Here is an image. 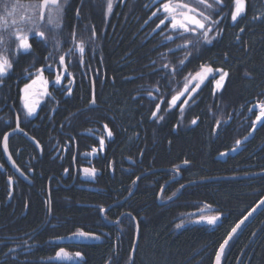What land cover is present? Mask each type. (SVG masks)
I'll use <instances>...</instances> for the list:
<instances>
[{
    "label": "trees",
    "instance_id": "1",
    "mask_svg": "<svg viewBox=\"0 0 264 264\" xmlns=\"http://www.w3.org/2000/svg\"><path fill=\"white\" fill-rule=\"evenodd\" d=\"M140 2L128 0L121 9L117 8L113 20L109 21L110 17H106L108 0H84L78 13L80 19L75 18L77 2L72 0L55 18V22L61 25L59 29L49 30L47 20L39 29L45 32L47 44L31 34L35 38L31 42L32 51L19 53L21 56L17 61L25 64L27 69L36 70L56 64L60 67L54 60L64 54L63 44L68 42L65 64L71 71L75 69L73 60L79 54V41L84 39L85 45L91 49L88 40L102 34L105 28L107 35L96 38L106 40L105 43H96L97 63L90 58L91 51L87 53L89 59L86 62V72L93 75L99 114L96 113L98 109L84 108L91 95L86 76L81 77L83 87L80 90L76 87L70 94L66 110L69 114L80 111V117L84 119V123L75 125L74 122L75 133L94 128L95 114L101 123L99 130H110L112 136L104 138L103 154L98 163L100 174L96 183L104 188L103 192H89L73 186L70 189H50L48 198L46 184L57 185L61 166L56 160L40 163V174H35L34 184L37 187L34 190L30 187L15 188L12 203L7 208L0 207V235L28 229L39 231L47 219L49 206L52 215L50 224L55 225L50 230L51 237L90 231L94 220L100 222L101 228L103 225L97 212L90 213L87 206L82 205L93 203L106 207L118 202L132 190L140 172L164 169L167 171L152 173L139 180L133 196L110 210L107 216L116 219L122 212H127L137 219L139 239L133 264H214L217 250L232 228L264 197V175L191 185L182 191L176 201L165 206H158V193L176 177L168 170L182 164L184 166L177 169L181 179L165 188L162 200L170 199L189 182L264 172V123L256 128L253 138H233L240 133L229 128L222 136L212 138L215 122H223L233 112L224 110L221 94L211 96L210 101L206 98L203 106L187 108L180 113L169 111L168 104L176 94L167 93L159 81L156 68L164 65L159 58L170 45L165 37L157 41L149 36L151 38L144 41L141 27L144 21L142 15L146 12ZM22 12L29 14L31 11L25 7ZM149 17L150 11L147 18L150 32L154 21H150ZM112 25L114 28L111 29ZM253 31L245 41L246 45L240 44L238 48L229 43L217 50L219 56L226 53L231 72L224 93L229 104L253 99L256 91L264 86V24ZM56 41H59L58 45ZM90 43H93L92 40ZM48 53L54 60L45 63L43 58ZM72 73L77 82L76 73ZM157 104L160 105L159 113L157 118H153ZM80 105L81 108H78ZM192 118L198 120L195 127L189 126ZM89 138L93 139L91 135ZM237 141L240 143L237 144ZM235 148H240V151L230 155ZM223 153H226L224 157L221 156ZM71 154H67L69 164ZM139 158L141 161L138 163ZM68 184L69 181L65 183ZM1 199L4 204V197ZM207 209L209 211L205 212ZM205 213L220 215L219 223L213 228L192 224L193 218ZM118 228L115 233L120 235L121 250L112 264H128L135 240V226L131 218L124 217ZM43 232L49 233V230ZM36 237L43 240L38 239L40 236ZM106 247H82L85 264H105ZM56 250L55 247L46 257H52ZM222 264H264V209L235 236L224 253Z\"/></svg>",
    "mask_w": 264,
    "mask_h": 264
},
{
    "label": "flooded vegetation",
    "instance_id": "2",
    "mask_svg": "<svg viewBox=\"0 0 264 264\" xmlns=\"http://www.w3.org/2000/svg\"><path fill=\"white\" fill-rule=\"evenodd\" d=\"M132 1L134 2L137 0ZM16 2L17 0H0V15L4 14L5 4L11 6V4ZM18 2L19 4L22 3L29 5L39 3L40 0H37V2H20L18 0ZM58 2L62 5L63 13L67 6L72 3V0H58ZM76 2L77 7L75 9L74 15L76 19H80L78 13L84 0H76ZM127 2L128 0H112V11L110 13L107 11L106 16L108 19L110 17L109 21L113 20L114 16L116 15L115 12L117 8L120 7L121 9V7ZM165 2H167V0H141L139 4L146 12L142 15V17L144 16V21L143 26L141 27V36L143 37L144 41H147L149 38H151L149 36L154 37L157 41L159 39L162 40V37H165V41L170 45L167 50L162 52L159 58L164 64L156 68V74L157 76L159 75V81L163 83L167 93H175L177 95L184 88L185 78L189 77L190 73L195 75L196 72L200 71L201 65L211 67L213 70L223 69V71L228 73V76L223 82V87L217 89L215 85V81L219 80L220 78L219 73H216L215 71L209 73L207 80L200 86V88L195 91L194 95L190 98L189 103L184 105L183 110L187 108L190 109L191 107L195 108L197 106H203L207 102L206 98L210 101L211 96L215 94H221V103H225L224 110H230L233 112L230 113L228 118H224L225 122H215V126L213 125L211 134L212 138H218L219 136H222L225 132H227L228 128L230 130L236 129L239 131L240 134L235 135L233 138H253L252 134H254L256 128L264 123V118H262L260 121L256 120V117L260 114V109L257 107V105L259 103H264V86L256 91V95L253 99L245 101L242 100L235 105L229 104L226 100V97L224 96V93L225 88L230 81L231 72L228 69L226 53L223 52L221 56H219L220 54L217 53V50L222 48V46H228L229 43H231L233 47L239 46L238 48H240V44L246 45L245 41L249 38V34L254 32L253 30L257 26L264 24V0H245V11L241 13L236 21H232L231 19V12L234 10L233 0H223L222 4L220 5L216 4V0H207L208 4L213 5L212 8H207L205 5L200 4L198 0H172V3L174 4H187L190 8L196 9L195 12L190 14L197 16L199 19H203V17L199 16L200 12H203L205 16H211L212 21L214 22H206L210 23L211 25V30L208 31L209 39L212 41L211 43L204 41L202 35L203 30H198L197 32H185L183 33V38H181L179 33L183 32V30H173L170 27V21L168 20L165 21V24L157 27V25L160 24V20L164 19V16L166 15L162 10L158 11V9H161V5ZM49 10H51L54 18H56L57 15L54 14L56 9L54 8L46 9V18ZM148 11L151 13V17H149L150 21H154V26L150 32L148 31L147 21ZM186 11L187 9L178 10V12ZM154 12H156L155 16L152 15ZM22 13L21 10H18V14H25ZM31 14L32 13H29V15ZM46 20L47 19H45V21ZM45 21H39L40 28L42 25H44ZM114 25L111 26V29L114 28ZM192 27H194V25H192ZM241 29H243V31H241ZM106 31L107 30L104 28L102 34L95 35V38L91 39L93 43H90L91 40H88V46H91V49L85 45L86 41L84 39L79 41V44L83 43L85 50L83 53H81L79 50V54L76 55L75 59L73 60V63L76 64L74 66V70L69 71L67 69V71H65V67L67 68L66 64L64 63V65H61L60 58L54 60L50 53L44 56L43 61L45 63L46 61L53 59L54 62L60 64V67H58L56 64L55 66L48 65L50 67L41 66L38 68L45 69L43 76L48 81L47 92L51 95H39L41 91L39 85H36L33 89H31L28 94L25 93V85L31 84L32 80L36 78L35 73L38 69H27L25 64H19L17 61L21 56L19 53L23 51H16L15 44L13 43V45H11V42H8L7 47L10 51L6 54L9 55L11 59H13V68L6 76L2 78L3 83H0V192L3 190L0 193V207L7 208V206L12 203L13 196L15 194V188L26 189V187H30L34 190V188L37 187V185L34 184L35 174H40L38 166L40 163H45V161L52 162L56 160V163L61 166V177L60 179L57 178V185L51 186L49 183L46 184L45 190L47 191L48 198L50 189L57 188L70 189L75 186L80 190H86L89 192L101 193L104 191V188L97 186L96 183V178H98L100 174L98 163L100 162L101 155L103 154V149L100 146L99 138L111 137L108 136L107 130H103V128L99 130L98 125L101 123H99V116H96L95 114H93L94 118L96 119L93 122L94 128L88 129V132L75 133L74 131L76 128L73 126L74 122L75 125L78 122L84 123V119L83 117H80V111L69 114L66 108L69 105L68 101L70 94L74 92L76 87L78 90L83 87L81 77L86 76L91 95L90 101L84 108L87 110L98 109L96 100L94 106L91 105L93 95L95 99V88L92 73L86 72V62H88L89 59L87 53H90L91 51L92 55L90 58L95 60L97 63L95 52H98V47L96 43H105L106 40H97L96 38L99 35L105 37L107 35ZM4 34L7 39V33ZM168 36L173 38L171 40L166 39ZM34 39L35 38L33 35L30 34V42H32ZM186 41H191V43L186 44ZM67 43L68 42H64L63 44L64 54L62 56H64V58ZM220 57H222V59ZM181 61H184V63L181 64ZM165 65H167L168 70H165ZM24 68L27 69V72ZM72 71L76 73L78 83L76 82ZM29 73L32 74L31 78H29ZM58 73L63 74L60 84L55 83V77ZM69 73L71 75H69ZM96 77H98L97 74ZM70 81L71 83H69ZM196 83L197 81H192L188 85L189 89L194 87ZM69 88H71L70 93L68 92ZM26 96L29 100L33 98L38 100V103L35 107V112L31 115H28V109L25 107ZM149 96L152 97V94ZM188 97L189 95L185 93V95L181 96L180 99L176 101L175 105L170 106V104H168V110H176L177 113H180V105H182L184 100L188 99ZM81 105L78 108H81ZM99 111L100 110L98 109L96 113L99 114ZM155 112L157 115L153 116V118H157L159 110L156 108ZM86 119L88 121V118ZM194 119L198 122L196 118ZM194 119L192 118L188 122L191 124V127H195L197 124L192 123ZM213 123L214 122H212V124ZM17 124H19V128H17ZM102 130L103 133H101ZM5 134L8 135L7 151H5L3 145V138ZM90 135L93 137L92 140L89 138ZM93 149H96V151L93 152ZM71 152L73 154H71V161L69 164L67 160V154H70ZM140 161L141 159L139 158L138 163ZM85 168H94L96 170L95 175L92 176L85 174ZM65 169H67V171H65ZM152 171L155 170L140 172L134 180V186L132 190L134 188L136 190L139 180L147 175L152 174L149 173ZM9 177H12L11 181H9ZM51 177L52 176H50V178ZM137 179L138 182L136 184ZM67 181H69V184L65 185ZM4 188L6 191H4ZM132 190L129 192V194L132 192ZM133 194L122 203L119 202L123 201L128 195L120 201L109 204L106 207H102L93 203L82 205L87 206V209L90 210V213L97 212L98 218L103 225L101 228H99L100 222L97 223L94 220V227H92L90 231H83L96 235L100 239L99 243L88 245L55 243L54 241L57 239L65 238L76 233L62 237H51L50 230L55 225L50 224L52 215L49 206L47 208V219L44 224L42 223L43 225L40 227L41 229L39 231H36V229H28L26 231H15L12 233L9 232L6 235H0V264H55L47 261L53 258L61 248H63L67 253H69V255L75 258L79 264H85V253L81 251V248L99 245L107 246L106 249H108V253L106 254L105 264H112L113 260L117 258L118 253L121 250L119 240L120 235H117L115 231L118 232V227L124 217L131 218L134 226V219L136 221L137 219L127 212H122L116 219H113L111 216H107V213L113 208L125 203L133 196ZM2 197H4V204L1 201ZM116 203L119 204L114 205ZM111 205L114 206L105 211L102 216L101 209L103 208L106 210ZM117 220H119L118 223L116 225H112L113 223H116ZM44 230H49V233L43 232ZM36 236H40L38 239L43 240H37ZM114 237L116 238L115 242ZM55 247L57 248L55 254L52 257H46L52 252V250L55 249ZM77 252L81 253V256L77 257L75 255ZM131 252L132 249L130 251V257Z\"/></svg>",
    "mask_w": 264,
    "mask_h": 264
},
{
    "label": "snow or ice",
    "instance_id": "3",
    "mask_svg": "<svg viewBox=\"0 0 264 264\" xmlns=\"http://www.w3.org/2000/svg\"><path fill=\"white\" fill-rule=\"evenodd\" d=\"M200 4L205 5L207 8H212V4H208L207 0H198ZM223 0H216V4L220 5L222 4ZM234 3V10L231 12V19L232 21H236L237 18L245 11V0H233ZM28 8L31 10L32 14H18V10H23L24 8ZM112 0H108L107 3V11L110 13L112 11ZM56 9L57 14L59 15L62 13V5L58 2V0H40L39 3L35 4H29L27 6L19 4L18 0L16 3L11 4L9 6L8 4L4 5V14L0 15V83H3V77L6 76L10 70L13 68V59L10 58L8 53L10 50L7 47L8 42H12L15 44V50L16 51H23L24 53H29L32 50V43L30 42V34L35 35L37 38H39L43 43L47 44V39L45 36V32L40 31V23L39 21H45L47 19V24L49 25V30L53 29H59L61 25L58 22H55V18L49 10L47 14V18L45 16V9ZM179 9H187L186 12H178ZM163 11L166 15L164 16V19L160 20V24L157 25V27H160V25L165 24V21H170V27L173 30L182 29L183 32L179 33L180 37L183 38V33L185 32H197L198 30H203L202 35L203 39L207 43H211V39H209L208 31L211 30L210 23H206L209 21H212L211 16H205L203 12L199 13V16L203 17V19L197 18L195 15H191L190 13L195 12L196 9L190 8L187 4H174L172 3V0H167V2L163 3L161 5V9H158V11ZM153 16L156 15V12L152 14ZM214 22V21H212ZM194 25V27H192ZM243 31V29H241ZM7 33V39L5 37V34ZM94 34V33H93ZM73 37H75V33H73ZM173 37L168 36L166 39L171 40ZM56 45L59 44V41L55 42ZM191 41H186V44H190ZM79 50L81 53L84 52V45L83 43H80L78 45ZM71 51V49L69 50ZM51 55V54H50ZM82 62V58H81ZM65 58L64 56L60 57V64L64 65ZM181 64L184 63V61L180 62ZM50 67V66H48ZM164 67H167L165 65ZM201 70L196 72L195 75L189 74V77L185 78V85L181 92H179L177 95H173L171 98V101L169 102L170 106L175 105L176 101L180 99L181 96L185 95L187 93L189 96H191L192 92H195L198 88H200V85L203 83V81L207 78L209 73L216 72L219 73V80L215 81V85L217 89H220L223 87V82L225 78L228 76V73L223 71V69H215L213 70L211 67H207L205 65H201ZM45 69H38L35 73V79L32 80L31 84H26L24 91L26 94L30 92L31 89H33L36 85L40 86V93L39 95H51L47 92V79L44 78L43 72ZM27 72V69H25ZM65 71H67V68L65 67ZM62 73H58L55 77V83L60 84L62 79ZM69 75H71L69 73ZM32 74L29 73V78H31ZM192 81H197L194 87L189 89L188 85ZM71 83V81L69 82ZM68 92H71V88L68 89ZM151 95V93H149ZM194 99V98H193ZM38 103V100L31 99L29 100L26 96L25 98V107L28 109V115H31L35 112L36 104ZM92 103H95V99L93 98ZM189 100H184L183 104L180 105L181 111H183L184 105L188 104ZM260 109V114L256 117L257 121H260L262 118H264V103H259L257 105ZM157 110H159L160 105H156ZM251 110V109H250ZM153 116H156L157 113L153 112ZM160 119H163V117H160ZM193 124H196L197 121L194 119L192 121ZM17 128H19V124H17ZM105 128L107 129V125H105ZM23 131L22 129H20ZM15 131V129H14ZM108 136H112V132L108 131ZM237 144L240 143V141L236 142ZM3 145L5 151H7L8 147V135L5 134L3 138ZM100 146L103 148L104 146V138L101 137L100 139ZM96 149H93V152H95ZM67 171V169H65ZM85 174L94 176L96 173V170L94 168L84 169ZM12 180V177H9V181ZM264 203V201H262ZM101 211H104L102 208ZM255 211V209H253ZM252 213H249V216H251ZM219 219L218 216H211V217H201V220H206L209 224H215L216 221ZM248 217H244L243 220H241L234 228H232L231 232L229 233V238H231L232 233H235L237 229L240 228V226L247 220ZM177 227H181V225H177ZM76 235L83 236V237H89V238H95L99 239V237L94 236L91 233H86L83 231H80L76 233ZM228 240H225L223 244L220 245L219 251L216 253V264H220L221 255L224 252L225 245L228 244ZM77 257L81 256V253L77 252L75 253ZM57 258L61 259H71V256L69 253H67L63 248H61L56 253Z\"/></svg>",
    "mask_w": 264,
    "mask_h": 264
},
{
    "label": "water",
    "instance_id": "4",
    "mask_svg": "<svg viewBox=\"0 0 264 264\" xmlns=\"http://www.w3.org/2000/svg\"><path fill=\"white\" fill-rule=\"evenodd\" d=\"M46 11V9H45ZM209 76V74H208ZM207 76V77H208ZM207 80V78L203 81V83ZM202 83V84H203ZM201 84V85H202ZM200 85V86H201ZM93 91V90H92ZM195 92H192L191 96L188 97L187 100H190V98L194 95ZM93 98H94V95L92 96V101H93ZM92 103V102H91ZM92 106H94V103L91 104ZM34 142V141H32ZM240 151V148H235L233 149L231 152H230V155H235L236 153H238ZM6 154V152H5ZM226 155V153L224 154H221L222 157H224ZM8 156V154H7ZM8 161L10 162V160L8 159ZM184 164L176 167L175 170H168V171H172V172H175L176 173V178H173L172 180H170L169 182H167V184H165L163 186V188L160 190L159 194H158V197H157V203L159 206H164V205H168L169 203L171 202H174L176 201L179 196L181 195L182 191L191 186V185H195V184H199V183H205V182H213V181H222V180H237V179H249V178H256V177H260V176H263L264 175V172H261V173H256V174H251V175H246V176H237V177H221V178H212V179H207V180H202V181H196V182H189V183H186L184 184L183 186L180 187V189L178 190V192L173 196L171 197L170 199L166 200V201H162L161 200V195L164 191V189L172 182L176 181V180H179L181 178V175L178 171H176L178 168H181L183 167ZM161 171H167V170H164V169H159V170H155V171H152V172H149V173H154V172H161ZM147 173V174H149ZM21 176V175H20ZM22 178V176H21ZM138 182V179L136 180V184ZM136 187V186H135ZM134 190L135 188L132 190V192L121 202L119 203H122L124 202L126 199H128L133 193H134ZM262 201H264V197L244 216V217H248L247 220H245V222L240 226L239 229H237V231L235 233H232V236L231 238H229V234L227 236V238L225 240H228V244L225 245V248H224V252L223 254L221 255V259H220V264H222V258L224 256V253L227 249V247L230 245V243L233 241V239L235 238V236L243 229V227L252 219L254 218L258 213H260L263 209H264V203H262ZM119 203H116L114 205H117ZM114 205H111L110 207H108L106 210L102 211L101 212V215L103 216V213L105 211H107L109 208L113 207ZM253 209H255V211H253ZM205 212H208L209 210H204ZM249 213H252L251 216H249ZM244 217L241 219L243 220ZM240 220V221H241ZM119 220L116 221V223H113L112 225H116L118 223ZM135 221V240H134V244H133V247H132V252H131V257H130V262L129 264H133V260H134V254H135V250H136V247H137V243H138V239H139V226L137 224V221L134 219ZM219 221H220V217H219ZM219 221L214 225H208V224H200V223H193L194 225H200V226H206V227H215ZM239 221V222H240ZM238 222V223H239ZM237 223V224H238ZM236 224V225H237ZM235 225V226H236ZM234 226V227H235ZM233 227V228H234ZM231 232V231H230ZM96 236V235H94ZM98 237V236H97ZM224 240V241H225ZM55 243L57 244H83V245H88V244H94V243H99L100 242V239H95V238H89V237H83V236H79V235H76V234H73V235H70V236H67L65 238H61V239H57L54 241ZM224 243V242H223ZM222 243V244H223ZM220 249V247H219ZM219 249L217 251H219ZM71 256V255H70ZM47 262H50V263H55V264H79V262L77 260H75V258H73L71 256V259H61V258H57L56 255L51 258L50 260H48ZM214 264H216V256H215V259H214Z\"/></svg>",
    "mask_w": 264,
    "mask_h": 264
},
{
    "label": "rangeland",
    "instance_id": "5",
    "mask_svg": "<svg viewBox=\"0 0 264 264\" xmlns=\"http://www.w3.org/2000/svg\"><path fill=\"white\" fill-rule=\"evenodd\" d=\"M29 11H31L30 9H29ZM31 13V12H30ZM23 14V13H22ZM53 14V13H52ZM54 14L55 15H57V16H59V15H61L62 13H60L59 15L57 14V11L55 10L54 11ZM202 216H204V217H211V216H218V217H220V215H218V214H212V213H205V214H203V215H198L197 217H195V218H193V220H192V222L193 223H200V224H208V225H213V224H209V223H207V221L206 220H201V217ZM219 221V219L216 221V223ZM215 223V224H216ZM214 224V225H215Z\"/></svg>",
    "mask_w": 264,
    "mask_h": 264
},
{
    "label": "bare ground",
    "instance_id": "6",
    "mask_svg": "<svg viewBox=\"0 0 264 264\" xmlns=\"http://www.w3.org/2000/svg\"><path fill=\"white\" fill-rule=\"evenodd\" d=\"M189 126L191 127V124H189Z\"/></svg>",
    "mask_w": 264,
    "mask_h": 264
}]
</instances>
